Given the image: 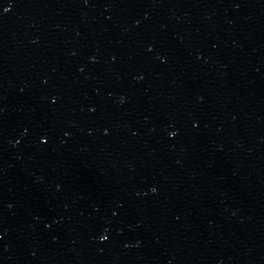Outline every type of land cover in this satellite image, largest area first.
I'll return each mask as SVG.
<instances>
[{"label":"water","instance_id":"water-1","mask_svg":"<svg viewBox=\"0 0 264 264\" xmlns=\"http://www.w3.org/2000/svg\"><path fill=\"white\" fill-rule=\"evenodd\" d=\"M0 264H264V0H0Z\"/></svg>","mask_w":264,"mask_h":264}]
</instances>
